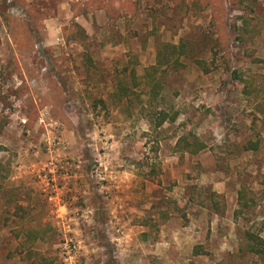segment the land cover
<instances>
[{"label": "rangeland", "instance_id": "rangeland-1", "mask_svg": "<svg viewBox=\"0 0 264 264\" xmlns=\"http://www.w3.org/2000/svg\"><path fill=\"white\" fill-rule=\"evenodd\" d=\"M159 52L176 122L92 106ZM0 162L42 231L17 238L1 194L0 264H264L240 251L264 238V0H0Z\"/></svg>", "mask_w": 264, "mask_h": 264}, {"label": "trees", "instance_id": "trees-1", "mask_svg": "<svg viewBox=\"0 0 264 264\" xmlns=\"http://www.w3.org/2000/svg\"><path fill=\"white\" fill-rule=\"evenodd\" d=\"M217 5L215 4V8ZM168 49H175L172 45L164 46ZM174 62L179 64V60L175 59ZM171 65V58L165 57V55L159 52L158 64L153 67L151 71H148L143 76L137 75L135 68L130 69V74L127 76L122 73V77H119L114 85L113 91L110 93L107 99L99 98L92 100V106L97 108L98 106L107 107L108 105L115 107H123L126 112L131 114V108L134 104L140 106V113L146 116L148 122L151 125V133L159 134L160 130L166 123L176 122L179 112L174 108H162L163 97H161V91L163 88L162 74L166 72ZM237 79L238 76H236ZM131 84V85H130ZM251 82L245 81L243 94L251 95L255 91V87ZM139 88H142L138 91ZM146 88V90H145ZM144 89V90H143ZM207 145L201 142L196 135L189 136L184 134L176 143V150L181 152H187L190 154H198L205 150ZM245 151H256L257 145H251L250 142L244 146ZM8 164V163H7ZM6 163L0 162V182L1 179H5L8 175V166ZM155 168L151 172H156ZM19 187H12L4 191L2 184H0V195H4L5 206L7 209H12L8 214L13 216L16 228L14 233L19 238L20 235L26 236V242H37L42 238V231L35 229L29 223L32 222L33 217L31 210L27 207L20 205L19 197L21 194ZM215 196V195H212ZM217 196V195H216ZM239 209L235 212L236 217L241 215L245 209L250 208V196L247 189L243 186L238 192ZM215 203V202H214ZM7 214V213H6ZM7 218V215H0V232L2 230L3 219ZM199 247H196L194 251L195 255H201ZM242 253H250L255 255L261 262L264 259V238L251 231H246L243 236V245L240 248ZM259 263V262H258ZM257 262L255 264H258Z\"/></svg>", "mask_w": 264, "mask_h": 264}, {"label": "crops", "instance_id": "crops-1", "mask_svg": "<svg viewBox=\"0 0 264 264\" xmlns=\"http://www.w3.org/2000/svg\"><path fill=\"white\" fill-rule=\"evenodd\" d=\"M54 27L53 26H49L46 30L42 31V36H43V40L45 42V45H52L54 43L55 40V32H54Z\"/></svg>", "mask_w": 264, "mask_h": 264}]
</instances>
